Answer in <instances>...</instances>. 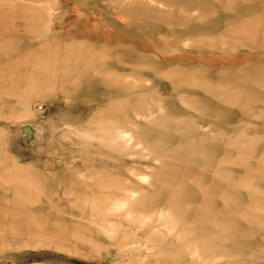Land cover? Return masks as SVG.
<instances>
[{"label": "rangeland", "instance_id": "obj_1", "mask_svg": "<svg viewBox=\"0 0 264 264\" xmlns=\"http://www.w3.org/2000/svg\"><path fill=\"white\" fill-rule=\"evenodd\" d=\"M0 264H264V0H0Z\"/></svg>", "mask_w": 264, "mask_h": 264}]
</instances>
